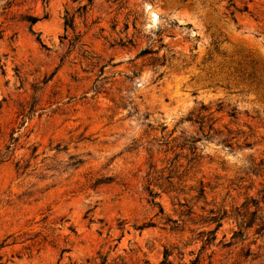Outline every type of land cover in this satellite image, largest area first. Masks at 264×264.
I'll return each instance as SVG.
<instances>
[{
    "label": "rangeland",
    "instance_id": "1",
    "mask_svg": "<svg viewBox=\"0 0 264 264\" xmlns=\"http://www.w3.org/2000/svg\"><path fill=\"white\" fill-rule=\"evenodd\" d=\"M260 218L264 0H0V264H264Z\"/></svg>",
    "mask_w": 264,
    "mask_h": 264
},
{
    "label": "trees",
    "instance_id": "2",
    "mask_svg": "<svg viewBox=\"0 0 264 264\" xmlns=\"http://www.w3.org/2000/svg\"><path fill=\"white\" fill-rule=\"evenodd\" d=\"M258 205L256 206V209H255V212L257 213L258 212ZM218 221V220H217ZM244 223V222H243ZM253 222H251V224L249 222L245 223V226L246 227H249L252 225ZM259 228H258V231H263V234H264V220L262 218H260V222H259ZM217 226H220V222H217ZM212 231V230H211ZM240 233V231H238ZM237 233V232H234V234Z\"/></svg>",
    "mask_w": 264,
    "mask_h": 264
}]
</instances>
